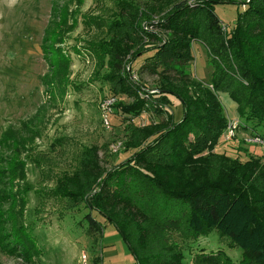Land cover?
<instances>
[{
    "label": "trees",
    "instance_id": "trees-1",
    "mask_svg": "<svg viewBox=\"0 0 264 264\" xmlns=\"http://www.w3.org/2000/svg\"><path fill=\"white\" fill-rule=\"evenodd\" d=\"M84 1H52L43 37L48 45L43 50L52 48L58 60L54 64L49 49L43 51L52 75L45 81L51 87L67 82L60 77L69 76L70 64L62 45L76 28ZM222 3L235 1L157 0L144 10L117 0L108 19L83 17L85 28L105 35L82 48L95 59L94 77L109 86L108 97L132 101L115 104L118 111L128 117L144 111L165 118L127 128L124 147L130 156L114 168L103 170L96 149L85 150L72 180L58 179L48 191L60 199L83 198L89 213L101 219L86 215L88 229L98 233L113 226L136 264H183L181 249L169 241L173 231L183 239L214 231L241 251L237 264H264V183L257 187L264 178L253 179L260 165L251 160L242 166L215 153L227 125L219 95L235 104L245 123L264 128V0L243 2L226 34L213 11ZM193 43L206 51L208 85L187 71ZM144 55L141 71L157 78L153 89L130 77V65ZM172 100L180 107L177 120L167 114ZM30 124L9 127L0 137V249L26 262L31 258L22 244L27 233L23 209L34 191L27 163L33 161L29 144L39 137ZM191 263L234 264L220 251L203 250Z\"/></svg>",
    "mask_w": 264,
    "mask_h": 264
},
{
    "label": "rangeland",
    "instance_id": "rangeland-1",
    "mask_svg": "<svg viewBox=\"0 0 264 264\" xmlns=\"http://www.w3.org/2000/svg\"><path fill=\"white\" fill-rule=\"evenodd\" d=\"M52 1L0 0V137L7 128L20 127L27 120L39 135L29 144V158L33 161L27 163V180L34 186V191L28 193L23 209L28 239L24 234L22 244L28 250L25 254L31 259L26 262L0 249V264H136L113 226L107 224L98 233L88 229L86 215L91 214L97 221L101 219L97 214L89 213L82 202L83 198L60 199L48 190L55 187L58 179L72 180L85 150L96 149L103 170L114 168L130 156L124 147L127 128L143 127L151 122H160L165 117L144 111L137 117L120 113L119 105L115 104L128 105L132 101L126 97H108L109 86L99 83L94 77V57L82 49L88 42L105 38L95 27L90 30L85 28L82 23L84 15L106 20L112 15V4L117 0L84 1L76 28L66 34L62 45L70 64L69 76L63 73L60 77L67 82L63 87L46 84L50 64L43 51L48 53L49 49L52 62L56 64L58 61L53 58L56 56L52 48L43 50L48 47L43 43V37L50 19ZM127 1L146 10V6L157 0ZM234 1L213 7L214 14L227 29L233 25L245 2ZM141 26L145 27L142 23ZM73 48L79 49L75 52ZM192 55L193 61L187 71L208 85L211 68L207 63L206 51L200 44L193 43ZM145 57L136 59L130 65V70L135 73L136 80L153 89L158 84L157 78L141 71ZM138 96L141 98V95ZM222 98L221 95L220 103L226 122L233 120L238 127L228 141L223 140V130L215 153L220 150L222 153L219 154L237 160L242 166L245 162L257 160L260 168L254 169L253 179L261 180L259 177L264 178V128H254L253 123H245L237 116L235 104L234 112L230 111L221 102ZM109 99L114 101L110 107V125L105 128L100 119L101 105ZM172 102L173 106L167 114L177 120L180 107L176 101ZM254 139L258 142L254 143ZM118 144L119 149L114 151ZM257 182V187L264 183ZM169 237V241L181 249L183 264H192V257L200 250L220 251L234 264L241 259V251L214 231L198 239H183L178 231H173Z\"/></svg>",
    "mask_w": 264,
    "mask_h": 264
},
{
    "label": "built area",
    "instance_id": "built-area-1",
    "mask_svg": "<svg viewBox=\"0 0 264 264\" xmlns=\"http://www.w3.org/2000/svg\"><path fill=\"white\" fill-rule=\"evenodd\" d=\"M245 1L247 2V0H245ZM190 2H192V1H190ZM242 8H244V5H242ZM143 29L144 30H147L148 27L145 26V27H143ZM227 30H228L227 29V26H225L224 24H221V31L224 34L227 33ZM126 70L129 72V68H126ZM130 74H131L130 75L131 79L132 80H136V75L134 73H130ZM154 92L155 91H151V93H154ZM141 97L142 98H146L145 95H143V96L141 95ZM113 101H114L113 99H111V100L109 99V100L104 101L103 104L101 105L102 111H101V118L100 119H101L102 125L105 128H109V125H110V111H111V108L110 107H111ZM237 127H238L237 122H234L233 120L232 121L231 120L227 121V125H226V128H225L224 133H223V140L224 141L230 140L233 137V135H234ZM253 142L254 143H257L258 140L257 139H254ZM119 147H120L119 144L117 146H115L113 148L114 151H116L117 149H119Z\"/></svg>",
    "mask_w": 264,
    "mask_h": 264
},
{
    "label": "crops",
    "instance_id": "crops-1",
    "mask_svg": "<svg viewBox=\"0 0 264 264\" xmlns=\"http://www.w3.org/2000/svg\"><path fill=\"white\" fill-rule=\"evenodd\" d=\"M222 95V99H221V102H223L224 103V105L227 107V108H229V110L231 111V110H233V112H234V110H235V106H233L234 104L229 100V98L225 95V94H221ZM221 95H219V96H221ZM220 98V97H219ZM234 107V108H233ZM219 146V145H218ZM218 149H220L219 147H217ZM216 149V148H215ZM219 153H222V152H220V150H219Z\"/></svg>",
    "mask_w": 264,
    "mask_h": 264
},
{
    "label": "water",
    "instance_id": "water-1",
    "mask_svg": "<svg viewBox=\"0 0 264 264\" xmlns=\"http://www.w3.org/2000/svg\"><path fill=\"white\" fill-rule=\"evenodd\" d=\"M162 92V91H161ZM161 92H159V93H161Z\"/></svg>",
    "mask_w": 264,
    "mask_h": 264
}]
</instances>
